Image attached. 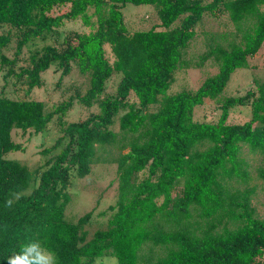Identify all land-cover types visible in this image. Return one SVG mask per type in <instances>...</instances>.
I'll use <instances>...</instances> for the list:
<instances>
[{
	"label": "trees",
	"instance_id": "16d2710c",
	"mask_svg": "<svg viewBox=\"0 0 264 264\" xmlns=\"http://www.w3.org/2000/svg\"><path fill=\"white\" fill-rule=\"evenodd\" d=\"M125 3L154 5L159 22L132 32L123 19ZM65 5V12L51 14ZM205 14H227L241 32L240 42L211 45L199 63L213 59L217 72L193 91L170 94L174 73L187 64L184 50ZM77 18L88 32H75L60 50L43 46L29 56V67L14 71L25 44ZM0 23L17 31L15 57L0 55L1 65L8 67L5 80L9 75L23 78L29 92L42 85L41 73L50 66L65 75L75 65L89 74L80 101H97L99 107L84 120L65 122L72 100L48 111L42 100L0 95V264H8V257L29 240L43 242L56 254L57 264H93L103 255L114 256L118 264H264V219L255 217L251 206L255 189L230 184L249 178L240 157L243 145L264 156V81L254 80L243 95L218 98L231 74L248 67V58L264 42V0H0ZM11 38L10 32L0 34V49ZM114 71L122 73L116 94L100 98ZM206 99L219 101L218 118L194 119V108ZM246 104L250 119L230 123V110ZM150 106L157 109L147 110ZM54 116L62 135L43 153L66 143L42 169L30 171L4 157L23 149L12 138L14 128L45 131ZM116 120L118 132L111 127ZM117 141L128 148L113 159L117 201L109 206L113 214L107 227L88 237L91 211L76 222L65 218L70 171L87 175L91 164L105 161L99 152ZM257 175L264 180V168ZM31 183L35 187L25 194ZM177 186L181 191L173 196ZM194 211L202 222L191 220Z\"/></svg>",
	"mask_w": 264,
	"mask_h": 264
},
{
	"label": "rangeland",
	"instance_id": "374dc122",
	"mask_svg": "<svg viewBox=\"0 0 264 264\" xmlns=\"http://www.w3.org/2000/svg\"><path fill=\"white\" fill-rule=\"evenodd\" d=\"M205 2L209 0H204ZM68 5L55 7L51 14L57 15L67 10ZM124 23L129 30L136 31L140 29H148L152 25L159 22L157 11L152 4H133L125 3L122 8ZM92 9L89 10V13ZM179 22L176 21L174 26ZM249 21L243 22L240 27L246 28ZM89 28L84 26L82 20H65L63 24L54 28L52 31L45 33L42 37L31 39L25 46L23 52L17 57L14 65V71L21 68L29 67V56L40 51L45 45H53L57 49L65 47L68 39L75 32H88ZM196 34L189 42L184 50L183 59L187 63L183 68L178 69L174 73V81L168 89V93H176L181 90H195L202 81L217 72L218 66L213 59H208L203 63H199V57L206 52L211 45L221 44L227 46L233 42H240L241 32L238 31L236 25L229 19L227 14L219 18H214L209 14H205L202 20L195 26ZM11 33V41L7 46L0 49V55L4 54L8 58L15 57V49L17 42V31L7 23H0V34ZM70 40V39H69ZM106 56L112 61L110 47L105 45ZM6 65L0 63V95H4L11 99H35L42 100L46 109L51 111L61 102L72 100V106L63 116L65 122L81 121L89 117L91 114L98 112V102L93 101L91 105H86L80 101L89 87V74H82L78 67L73 65L68 74L61 75V70L57 65H52L46 71L41 73L42 85L34 87L27 92L26 81L16 80L14 76H7L5 80L4 74L7 71ZM122 77L121 72L114 71L106 82L105 92L100 98L116 94L118 82ZM254 80L264 81V42L259 51L248 58V67L237 68L230 76L226 87L218 95L219 99L226 96H240L246 91L254 87ZM154 105V104H151ZM156 106H150L147 110H155ZM219 101L206 99L204 104L194 108L193 117L196 120H216L219 116ZM251 117L250 104L238 105L230 110L228 121L230 123H242ZM59 118L55 117L48 124L45 131L35 132L33 129L22 131L14 128L12 130V138L15 142L23 146L22 150H12L4 154V157L16 160L25 164L30 171L42 169L48 159L54 157L65 145L63 140L61 145L47 153L45 149L51 147L56 139L62 135L59 124ZM116 132L119 131L118 121L111 126ZM120 139V135L118 136ZM128 139H124L126 142ZM122 141H117L111 146H107L102 152H99L100 160L91 164L90 172L81 177L77 174L76 169L72 168L70 173V183L67 188L70 194V200L65 207V218L70 222L76 220L91 211L89 223L85 226L88 237H91L97 229L107 227L108 219L113 214L109 210V206L114 205L118 195L117 165L113 161L119 151H127L128 148H122ZM241 159L246 163V169L249 172V178L246 182L231 181V185L235 188L245 189L254 188L255 191L251 196V206L254 208L255 217L264 219V180L258 177L257 170L264 168V156L259 152L251 150L247 145L241 148ZM34 182H37L35 180ZM36 183H31L26 190L28 194L35 187ZM181 191V186H177L172 192L175 196ZM192 221L202 222L198 218L197 211H194ZM194 228L195 225H192ZM224 225L217 229L221 230ZM227 226L232 227V224ZM158 254L162 249L153 248ZM146 252V250H145ZM149 254V251H148ZM93 264H118L117 259L111 255H103L95 258Z\"/></svg>",
	"mask_w": 264,
	"mask_h": 264
},
{
	"label": "clouds",
	"instance_id": "9594fccd",
	"mask_svg": "<svg viewBox=\"0 0 264 264\" xmlns=\"http://www.w3.org/2000/svg\"><path fill=\"white\" fill-rule=\"evenodd\" d=\"M8 201L7 206H11ZM8 264H57V256L40 240H29L20 245V251L8 257Z\"/></svg>",
	"mask_w": 264,
	"mask_h": 264
}]
</instances>
